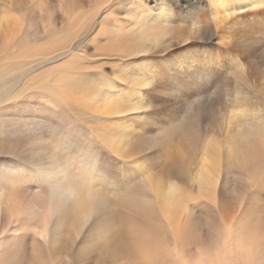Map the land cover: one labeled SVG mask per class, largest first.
<instances>
[{
  "label": "bare ground",
  "instance_id": "obj_1",
  "mask_svg": "<svg viewBox=\"0 0 264 264\" xmlns=\"http://www.w3.org/2000/svg\"><path fill=\"white\" fill-rule=\"evenodd\" d=\"M33 2L0 0V264H264V0Z\"/></svg>",
  "mask_w": 264,
  "mask_h": 264
},
{
  "label": "rangeland",
  "instance_id": "obj_2",
  "mask_svg": "<svg viewBox=\"0 0 264 264\" xmlns=\"http://www.w3.org/2000/svg\"><path fill=\"white\" fill-rule=\"evenodd\" d=\"M34 2H33V4H31L30 6H29V9L31 8V6L32 5H34V7L35 8H38L39 9V7H42L43 9H44V12H48L47 14H49L50 16H51V14H52V17H54V18H57V11H56V9H58V7H57V5L59 4L58 2H61L62 3V0H56V1H54V0H42V1H40V2H38L37 0H33ZM53 1V2H52ZM58 1V2H57ZM129 1H132V0H129ZM144 2H145V0H143ZM148 1V0H147ZM49 2V3H48ZM58 4H57V3ZM36 3V4H35ZM41 4V5H40ZM52 4H54V5H52ZM128 5H129V3H127ZM50 5V6H49ZM151 6H153L154 5V3H151L150 4ZM44 6V7H43ZM52 8V9H51ZM51 10V11H50ZM34 11V12H33ZM33 11H31L32 13H35V11H38L37 9H34ZM195 12V11H194ZM193 12V13H194ZM109 14V12H106V14ZM188 14V16L190 17V19H193V17L196 15V16H198V15H201L200 13H202V11H199V10H197L195 13H194V15H193V13H188L187 11L185 12V14ZM199 13V14H198ZM56 14V15H55ZM55 15V16H54ZM191 15H193V16H191ZM196 16L194 17V19H196L197 20V18H196ZM189 23V24H188ZM71 23H69L68 24V26L71 28L72 26L70 25ZM188 26H187V25ZM185 25L187 26V27H189L190 26V20L189 21H187V23L185 22ZM73 28V27H72ZM217 37H218V35L217 36H214L211 40H209V41H207V40H202L201 42H199V41H196L194 44H192V45H194V47H192V50L194 51V52H197L196 54H195V58L196 59H199V60H204V57L205 56H208V57H212L215 61H217L218 62V66H215V69L217 70V71H226L227 72V70H228V66H229V64H230V55H223V56H220V53L218 52V44L217 43H219L218 42V40H217ZM216 38V39H215ZM207 47H206V46ZM196 46V47H195ZM197 50V51H196ZM211 52V53H214V55H205L204 53H206V52ZM181 53H183V51H180V50H177V51H175V53H174V56L176 57V58H178L179 59V57H180V55L179 54H181ZM203 57V58H202ZM221 57V58H220ZM205 61V60H204ZM206 62V61H205ZM229 71V70H228ZM230 75V74H229ZM253 80V79H252ZM253 82H256L255 81V79H254V81ZM252 85H254V87L252 86V88H250V87H248L251 91H253V93L255 94V96H257V95H259V96H261V94H262V86H260L257 82L255 83V84H253L252 82H250ZM205 84V85H204ZM236 83H234V85H235ZM202 87H203V89L206 87V83L205 82H202ZM207 88V87H206ZM263 102H264V100H263ZM113 155L115 156V157H117L114 153H113Z\"/></svg>",
  "mask_w": 264,
  "mask_h": 264
}]
</instances>
